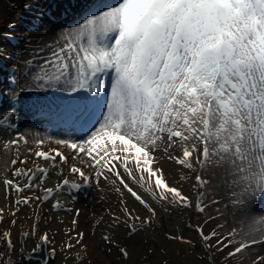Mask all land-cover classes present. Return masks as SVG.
Listing matches in <instances>:
<instances>
[{"label": "snow or ice", "instance_id": "snow-or-ice-1", "mask_svg": "<svg viewBox=\"0 0 264 264\" xmlns=\"http://www.w3.org/2000/svg\"><path fill=\"white\" fill-rule=\"evenodd\" d=\"M92 4L79 22L64 27L57 39L23 62L21 78L29 80L30 87L69 94L83 115L80 135L56 138L17 132L11 139H0V151L12 154L0 175L6 193L17 194L11 215L34 200L39 210L53 195V188H41L49 170L60 167L63 175L62 166L68 165L69 173L80 181L64 179L55 191L78 190L93 178L97 185L100 179L118 182L115 191L123 207L119 215L112 214L109 226L123 223L131 237L151 227L159 211L203 214L219 204L213 193L215 181L228 190L229 205L242 215L243 226L233 227L227 235L215 228L206 233L204 226L217 218L209 216L190 227L206 249L227 252L224 264H245L253 246H264V214L249 212L254 199H264V0H92ZM7 120L0 125L14 129ZM30 143L35 148L27 149L29 155L49 168L17 167L28 164L29 157L22 159L20 148ZM167 162L179 166L178 179L165 171ZM189 173H195V201L183 191ZM129 180L144 189L152 203ZM124 191L143 216L127 206ZM61 207L59 201L51 205L53 210ZM5 215L0 208V220ZM75 215L79 217V209ZM38 220L37 215L31 233L23 232L25 237L39 234ZM77 223L74 218L65 233L63 250L78 249L76 258L83 264L90 252L85 233L76 231ZM15 224L13 219L11 225ZM39 239L47 243L48 233L39 234ZM167 239L193 243L180 234H168ZM102 240L115 243L107 234ZM0 241L6 245L0 264H12L11 231L0 232ZM119 252L129 257L126 247ZM251 264H264V255L256 254Z\"/></svg>", "mask_w": 264, "mask_h": 264}, {"label": "rangeland", "instance_id": "rangeland-1", "mask_svg": "<svg viewBox=\"0 0 264 264\" xmlns=\"http://www.w3.org/2000/svg\"><path fill=\"white\" fill-rule=\"evenodd\" d=\"M93 7L92 0H0V53H2L0 55V121L8 117L7 123L15 124L14 129L8 128L7 124L0 125V139H11L17 132L25 134L40 132L56 138L80 135L79 118L83 113L80 112L76 102L72 101L74 97L59 90L44 91L30 87L29 80L21 78V72L25 67L23 62L36 55L39 48L57 39L64 27L74 26ZM43 55L46 57L48 51L46 50ZM29 139L31 140L32 137ZM47 146L46 143L45 147ZM51 146L57 147L54 143ZM28 148L34 149L35 145L30 143L20 148V157L22 159L29 157L28 164L17 167L39 165L49 168L48 163L30 156ZM11 158V153L5 154L0 151V175L3 174ZM62 167L63 175L59 174L60 167L51 168L47 180L41 185V188L54 189L49 200L44 202L39 210H36L38 202L34 200L30 206L19 208L16 216L11 215L9 208L17 199V194L6 193L3 184L0 183V208L6 213L4 219L0 220V232L11 231L14 248L9 255L12 264H80L76 258L78 249L63 250L64 243L68 241L65 233L72 229L71 222L74 218L78 221L76 231L85 233L84 243L89 246L90 258L84 257L83 264H224L223 258L227 252L219 253L215 248L206 249L190 225L194 227L196 224H203L209 216H214L217 218L204 226L206 233L215 228L221 234L227 235L233 227L243 226L242 215L229 205L228 190L222 185H216L214 181L213 193L216 199L220 200L219 204L209 206L203 214L190 210H176L169 215L158 209V218L153 221L151 227H144L129 237L127 227L123 223L119 227L109 226L112 222V214L119 215L123 207L120 204V193L115 191L118 182L117 185H113L100 179L97 185L93 178L90 184L86 186L81 184L78 190L71 191L65 188L57 192L56 184L64 179L80 181L78 176L69 173L68 165ZM178 167L172 162L164 164L170 178L175 176L178 179ZM85 171L89 175L92 174L90 169L85 168ZM120 171L128 180L123 168H120ZM188 175L191 178L182 182L183 191L195 201L196 197L193 198L196 194V189L193 187L195 173ZM35 182L40 183L39 176ZM128 182L134 190L152 203L144 189L130 180ZM213 193L209 194V199ZM23 195H32V193L25 192ZM123 199L129 208H135L142 216L144 215V211L126 191ZM57 201L62 207L53 210L51 205ZM153 206L158 208L155 204ZM77 209L80 210L79 217L75 215ZM249 212L251 215L264 214V199L260 197L254 199L249 205ZM37 215L39 234L48 233L47 252H52V256L44 263L23 256L24 251L36 248L40 241L39 234L35 236L29 234L27 237L23 235L25 231L31 233ZM13 219L16 220L15 226L11 225ZM217 225L223 227L217 228ZM105 234L115 243L106 245L102 240ZM168 234L183 235L193 243L187 245L168 240ZM71 243L74 244L75 240ZM212 243L215 244V240ZM121 246L126 247L129 252L127 259L119 252ZM5 247L3 241H0V252H3ZM256 254L264 255V246H253L246 253L245 264H251V259ZM66 256L68 259H65ZM228 264H232V261Z\"/></svg>", "mask_w": 264, "mask_h": 264}, {"label": "water", "instance_id": "water-1", "mask_svg": "<svg viewBox=\"0 0 264 264\" xmlns=\"http://www.w3.org/2000/svg\"><path fill=\"white\" fill-rule=\"evenodd\" d=\"M38 244L40 245L38 250L33 251V249H31L28 251H24L23 256H24V258L37 259L41 263H44V262H46L48 257L52 256V252L51 251L47 252V247H46L45 242L39 241Z\"/></svg>", "mask_w": 264, "mask_h": 264}, {"label": "trees", "instance_id": "trees-1", "mask_svg": "<svg viewBox=\"0 0 264 264\" xmlns=\"http://www.w3.org/2000/svg\"><path fill=\"white\" fill-rule=\"evenodd\" d=\"M196 197V194L193 196V198Z\"/></svg>", "mask_w": 264, "mask_h": 264}]
</instances>
